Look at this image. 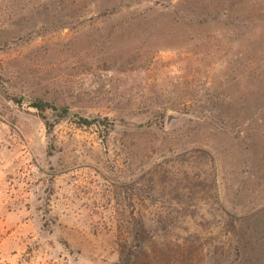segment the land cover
Segmentation results:
<instances>
[{
	"label": "rangeland",
	"instance_id": "1",
	"mask_svg": "<svg viewBox=\"0 0 264 264\" xmlns=\"http://www.w3.org/2000/svg\"><path fill=\"white\" fill-rule=\"evenodd\" d=\"M0 264H264V0H0Z\"/></svg>",
	"mask_w": 264,
	"mask_h": 264
},
{
	"label": "trees",
	"instance_id": "2",
	"mask_svg": "<svg viewBox=\"0 0 264 264\" xmlns=\"http://www.w3.org/2000/svg\"><path fill=\"white\" fill-rule=\"evenodd\" d=\"M30 105L36 107L41 112H45V111H47L49 109H53V110H56L57 109V106L56 105H54V104H52V103H50L48 101H44V100H35V101L31 102ZM64 110L65 111H68V108L65 107ZM54 125L55 124H49L50 131L54 128Z\"/></svg>",
	"mask_w": 264,
	"mask_h": 264
}]
</instances>
